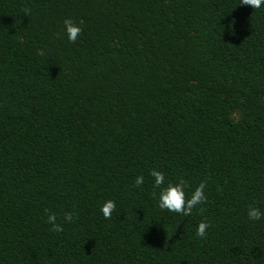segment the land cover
Instances as JSON below:
<instances>
[{
	"label": "trees",
	"instance_id": "1",
	"mask_svg": "<svg viewBox=\"0 0 264 264\" xmlns=\"http://www.w3.org/2000/svg\"><path fill=\"white\" fill-rule=\"evenodd\" d=\"M239 3L0 0V264H264V6ZM152 169L207 201L160 210Z\"/></svg>",
	"mask_w": 264,
	"mask_h": 264
},
{
	"label": "clouds",
	"instance_id": "2",
	"mask_svg": "<svg viewBox=\"0 0 264 264\" xmlns=\"http://www.w3.org/2000/svg\"><path fill=\"white\" fill-rule=\"evenodd\" d=\"M239 4L241 6H250L253 9H260L264 6V0H240ZM63 26L68 41L75 43L82 32L81 26L71 19H65L63 21ZM149 174L153 178L152 187L154 191L152 195L157 201V206L162 211L166 210L187 217L192 214L194 208H197V206L202 205L207 201V195L205 193L206 182L202 181L191 191L190 194H187L186 189L188 188V185L183 178H179L175 183L168 182L165 184V174L163 172L152 169ZM143 183L144 176H136L134 185L140 187ZM115 207L116 205L113 200H106L100 205L99 211L105 219H110ZM246 215L251 222H257L264 219V211L259 207L252 205L247 208ZM63 220L65 223L71 222L73 220V214L71 212H66ZM46 223L51 225L50 231H63V224L57 223V216L55 214H47ZM209 227L210 225L207 222H199L196 226L195 235L204 239Z\"/></svg>",
	"mask_w": 264,
	"mask_h": 264
}]
</instances>
